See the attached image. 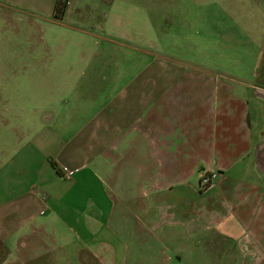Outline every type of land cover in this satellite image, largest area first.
Here are the masks:
<instances>
[{
    "label": "crops",
    "instance_id": "0c3cea01",
    "mask_svg": "<svg viewBox=\"0 0 264 264\" xmlns=\"http://www.w3.org/2000/svg\"><path fill=\"white\" fill-rule=\"evenodd\" d=\"M245 2L264 7V0ZM140 62L130 74L127 64H115L108 76V66L85 65L80 76L87 77L61 83V97L20 107L13 130L26 120L25 135L8 143L0 160V264H34L31 251L45 244L57 261L67 262L78 246L76 264H110L112 183L126 157L154 203L175 196L170 208L192 226L236 228L224 229L225 252L237 264H264L263 111L250 113L248 102L232 95L229 77L205 65L158 52ZM263 78L259 62L247 85L264 105ZM244 156H251L252 183L240 164L234 169ZM200 169L217 172L202 190Z\"/></svg>",
    "mask_w": 264,
    "mask_h": 264
},
{
    "label": "rangeland",
    "instance_id": "374dc122",
    "mask_svg": "<svg viewBox=\"0 0 264 264\" xmlns=\"http://www.w3.org/2000/svg\"><path fill=\"white\" fill-rule=\"evenodd\" d=\"M54 2L0 0V117L8 121L5 133L0 118V160L4 148L11 149L7 144L25 135L26 120L18 133L13 130L20 123V107L27 111L32 104L61 97L66 87L61 83H82L87 77L80 76L85 65L108 66L102 71L108 76L111 66L127 64L130 74L143 57L157 52L223 73L232 95L243 97L250 113L255 106L264 113L247 85L256 65L264 62L263 6L258 11L245 0H69L64 16L55 20L49 12ZM104 81H95V87ZM258 130L252 125V132ZM239 164L243 176L254 182L251 156L234 169ZM126 166L127 157L115 166L112 183L110 264H237L223 241L224 229L236 228L192 226L187 215L170 208L175 196L154 203L141 188L140 168ZM198 187L206 186L198 181ZM43 246L33 247L34 264L77 263L78 246L70 248L67 262L56 260L54 246Z\"/></svg>",
    "mask_w": 264,
    "mask_h": 264
},
{
    "label": "built area",
    "instance_id": "2783aa9c",
    "mask_svg": "<svg viewBox=\"0 0 264 264\" xmlns=\"http://www.w3.org/2000/svg\"><path fill=\"white\" fill-rule=\"evenodd\" d=\"M68 174L71 173V171H67ZM217 176V173L215 171H206L202 170L199 172L198 177H199V186L200 187H205L208 184H210Z\"/></svg>",
    "mask_w": 264,
    "mask_h": 264
},
{
    "label": "trees",
    "instance_id": "16d2710c",
    "mask_svg": "<svg viewBox=\"0 0 264 264\" xmlns=\"http://www.w3.org/2000/svg\"><path fill=\"white\" fill-rule=\"evenodd\" d=\"M68 1L69 0H55L53 6V17L55 20H59L64 16V13L68 5Z\"/></svg>",
    "mask_w": 264,
    "mask_h": 264
},
{
    "label": "flooded vegetation",
    "instance_id": "af4514ba",
    "mask_svg": "<svg viewBox=\"0 0 264 264\" xmlns=\"http://www.w3.org/2000/svg\"><path fill=\"white\" fill-rule=\"evenodd\" d=\"M257 85H258L259 89L260 88H263L264 89V78L262 80H260V83L257 84Z\"/></svg>",
    "mask_w": 264,
    "mask_h": 264
}]
</instances>
